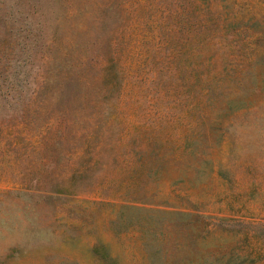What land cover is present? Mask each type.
I'll use <instances>...</instances> for the list:
<instances>
[{"label":"rangeland","instance_id":"obj_1","mask_svg":"<svg viewBox=\"0 0 264 264\" xmlns=\"http://www.w3.org/2000/svg\"><path fill=\"white\" fill-rule=\"evenodd\" d=\"M0 264H264V0H0Z\"/></svg>","mask_w":264,"mask_h":264}]
</instances>
